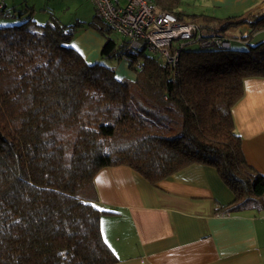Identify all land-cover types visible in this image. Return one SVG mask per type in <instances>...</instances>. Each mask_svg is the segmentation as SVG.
Returning <instances> with one entry per match:
<instances>
[{"label":"trees","instance_id":"16d2710c","mask_svg":"<svg viewBox=\"0 0 264 264\" xmlns=\"http://www.w3.org/2000/svg\"><path fill=\"white\" fill-rule=\"evenodd\" d=\"M153 1L167 12L180 3ZM184 17L228 39L241 26V40L264 30V11ZM88 27L105 39L94 64L56 19L0 27V264L117 263L94 187L107 167H128L153 187L190 165L212 167L233 195L223 213L263 209L264 177L246 162L232 109L246 79H264V40L186 48L171 69L144 51L125 53L97 14ZM121 59L134 81L103 62Z\"/></svg>","mask_w":264,"mask_h":264},{"label":"crops","instance_id":"0c3cea01","mask_svg":"<svg viewBox=\"0 0 264 264\" xmlns=\"http://www.w3.org/2000/svg\"><path fill=\"white\" fill-rule=\"evenodd\" d=\"M207 3L200 15L217 19L264 11V0ZM238 31L247 32L244 26ZM76 35L71 46L87 64L98 62L105 39L89 29ZM251 37L262 42L264 30ZM240 38L231 39L234 49L250 43ZM128 67L125 73L116 65L115 77L134 81ZM232 116L246 162L264 177V79L244 81ZM94 187L99 206L109 212L101 217L100 228L115 264H264V194L260 211L223 213L233 195L212 167L190 165L156 187L128 167H107L95 175Z\"/></svg>","mask_w":264,"mask_h":264},{"label":"built area","instance_id":"2783aa9c","mask_svg":"<svg viewBox=\"0 0 264 264\" xmlns=\"http://www.w3.org/2000/svg\"><path fill=\"white\" fill-rule=\"evenodd\" d=\"M90 1L103 24L124 40L125 53L144 51L171 69L176 68L181 52L189 45H197V49L231 47V39L203 34L197 24L158 9L153 0ZM133 67L139 70L141 63Z\"/></svg>","mask_w":264,"mask_h":264},{"label":"rangeland","instance_id":"374dc122","mask_svg":"<svg viewBox=\"0 0 264 264\" xmlns=\"http://www.w3.org/2000/svg\"><path fill=\"white\" fill-rule=\"evenodd\" d=\"M5 5L4 13L0 15V27H7L12 25L21 24L27 19L33 20L37 25H43L46 22L56 19L64 25L71 26L74 29V36L81 32L83 29H89L88 24L92 23L96 17L95 9L90 0H0ZM209 0H180V3L172 9L183 11L184 15L189 17L194 15L193 13L202 14V7L208 4ZM210 4V3H209ZM158 9L161 10L159 6ZM225 19V18H223ZM96 32V31H95ZM97 35L101 36L98 32ZM252 36V35H251ZM250 36L248 41L250 44H255L253 38ZM103 38V36H101ZM113 39L117 46L122 45L124 40L115 33H111L108 36ZM72 47V46H71ZM73 48V47H72ZM197 45H189L187 49H197ZM74 49V48H73ZM76 51V49H74ZM78 52V51H77ZM101 62V61H99ZM107 66L116 67L120 65L127 72V61L121 59L116 60H104ZM129 64V63H128ZM127 66V67H126ZM130 67H128L129 69ZM129 73L135 75V72L130 68ZM114 71V70H113ZM119 75V72H117ZM120 79V78H117ZM132 82L129 78H121Z\"/></svg>","mask_w":264,"mask_h":264}]
</instances>
